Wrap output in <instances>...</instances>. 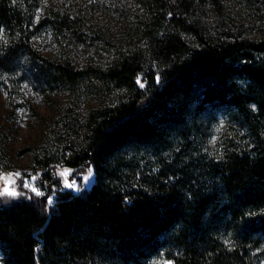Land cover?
Returning <instances> with one entry per match:
<instances>
[{
	"label": "trees",
	"instance_id": "trees-1",
	"mask_svg": "<svg viewBox=\"0 0 264 264\" xmlns=\"http://www.w3.org/2000/svg\"><path fill=\"white\" fill-rule=\"evenodd\" d=\"M228 2L0 0V85L98 103L58 156L92 183L0 197V264L264 259V32L235 30ZM132 9L137 40L103 60L92 14Z\"/></svg>",
	"mask_w": 264,
	"mask_h": 264
},
{
	"label": "rangeland",
	"instance_id": "rangeland-1",
	"mask_svg": "<svg viewBox=\"0 0 264 264\" xmlns=\"http://www.w3.org/2000/svg\"><path fill=\"white\" fill-rule=\"evenodd\" d=\"M228 3L235 30L239 27L251 36L264 32L262 4L255 3L252 7L245 0H230ZM92 20L103 25L104 31H110V38L104 34L107 38H104L103 42L98 40L93 42V44L99 43L93 45V48L104 60L111 56L114 47L125 46L132 40H137L138 35L130 38L126 25L132 24L137 27L141 23L142 15L132 9L125 19L117 20L116 15L96 11L92 14ZM93 29L94 27L91 31ZM105 40L109 43H105ZM49 51L51 50L44 49L43 52L47 56L54 54ZM97 104V100L87 91L75 96L61 89L37 93L23 84L21 90L17 92L15 89L3 88L0 85V175L16 172L22 174L19 178L14 177L15 185H9L15 187L21 195L11 197L5 194L0 197L4 201H12L37 196L30 188L22 186L25 179L44 194L47 191L52 192L50 196L53 200L56 191L67 187L65 180L70 184L75 183V187H67L74 192L87 188L93 181V171L90 168H71L59 161L58 156L66 150L65 146L81 138L80 126L89 110ZM47 158H51L49 164L43 165ZM65 170L68 171L66 177L60 175ZM33 176L36 177L35 181L31 179ZM4 186L5 182L0 180V191ZM168 262L173 264L168 259L156 260L152 264H168ZM256 264H264V259H260Z\"/></svg>",
	"mask_w": 264,
	"mask_h": 264
},
{
	"label": "snow or ice",
	"instance_id": "snow-or-ice-1",
	"mask_svg": "<svg viewBox=\"0 0 264 264\" xmlns=\"http://www.w3.org/2000/svg\"><path fill=\"white\" fill-rule=\"evenodd\" d=\"M2 31H3V29H0V32H2ZM159 79H160L159 76H157V77H156L157 82L159 81ZM137 83L140 85V87H144V86H145V84H144L143 82L139 81V80L137 81ZM222 127H223V122H221L220 127H218V128L216 129V131L219 132V131L221 130ZM215 141H216V137L214 136V137L212 138V141H211V142H212V143H215ZM21 175H22V174L19 173V172L12 173V174H8V175H0V180H2V181L5 182V186H4L3 190L0 191V196L5 195V194H7L8 196H11V197H16V196L21 195V193L17 192V190H16L15 187H9V185H15V184H16V179H14V177L19 178V177H21ZM60 175L66 177V176L68 175V171L65 170V171L61 172ZM89 175H91V171H89ZM31 179H32L33 181H35V180H36V177L33 176ZM64 183H65V185H66L67 187H69V188L75 187V183H74V182L70 184V183H68L67 180H65ZM22 186H23L24 188H30L31 191H32L33 193H35L37 196H43V195H44L43 192H41L39 189H37L36 187H34L33 184L30 183L27 179H25V180L23 181ZM53 203H54V201H53L52 197L49 196V197H48V204L51 205V204H53ZM226 243H227V242H226ZM168 264H170V262H168Z\"/></svg>",
	"mask_w": 264,
	"mask_h": 264
}]
</instances>
